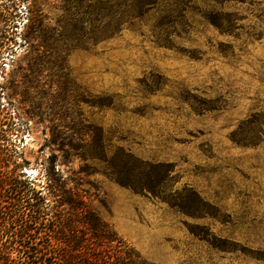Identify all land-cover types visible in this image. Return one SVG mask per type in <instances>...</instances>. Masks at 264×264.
<instances>
[{
  "label": "rangeland",
  "instance_id": "1",
  "mask_svg": "<svg viewBox=\"0 0 264 264\" xmlns=\"http://www.w3.org/2000/svg\"><path fill=\"white\" fill-rule=\"evenodd\" d=\"M127 4L0 0L22 171L55 155L150 263L264 264V0ZM122 152L155 193L117 180Z\"/></svg>",
  "mask_w": 264,
  "mask_h": 264
},
{
  "label": "trees",
  "instance_id": "2",
  "mask_svg": "<svg viewBox=\"0 0 264 264\" xmlns=\"http://www.w3.org/2000/svg\"><path fill=\"white\" fill-rule=\"evenodd\" d=\"M128 1V11L134 13L150 0ZM0 19L5 22L0 29L1 52L7 44V14H0ZM16 119L18 115L0 103V142L12 145L0 143V264H154L88 206L80 179L74 174L65 176L55 155L43 164L41 178L22 171L10 139L20 131ZM135 162L130 153L112 157L117 180L155 193L151 173Z\"/></svg>",
  "mask_w": 264,
  "mask_h": 264
}]
</instances>
